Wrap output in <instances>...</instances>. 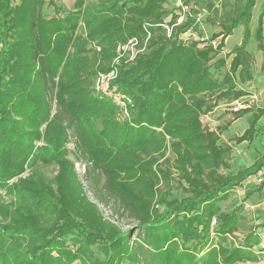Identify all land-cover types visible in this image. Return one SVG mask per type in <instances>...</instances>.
<instances>
[{
	"label": "trees",
	"instance_id": "16d2710c",
	"mask_svg": "<svg viewBox=\"0 0 264 264\" xmlns=\"http://www.w3.org/2000/svg\"><path fill=\"white\" fill-rule=\"evenodd\" d=\"M166 1L75 0L59 19L70 47L63 55L53 34L56 19L41 15L44 0H0V190L17 198L10 205L0 198V264H58L50 252L71 246L81 264L259 261L255 247L264 227L240 245L229 242L242 219L219 203L248 176L262 172L256 190L264 186V154L236 174L221 173L230 148L220 144L218 131L230 122L218 131L201 122L220 102L246 95L237 82L253 80L254 56L246 47L257 0H236L220 32L203 41L180 38L188 30L200 35L192 18L167 36L160 25L171 26L176 16ZM47 5L56 15L64 12L54 0ZM261 10L253 39L264 56V1ZM240 24L242 42L228 54V70L215 76L226 66L225 57L217 58L224 40ZM79 25L83 36L75 34ZM133 38L141 51L119 61L111 85L129 100L123 115L93 86ZM246 113L249 127L237 144L252 141L264 117V109L251 108L236 116ZM70 137L85 160V176L103 178L98 202L134 220L135 239L89 202L68 159ZM51 164L59 168L53 179L36 173ZM26 169L32 171L27 179L8 185ZM171 180L181 197L172 194Z\"/></svg>",
	"mask_w": 264,
	"mask_h": 264
},
{
	"label": "rangeland",
	"instance_id": "374dc122",
	"mask_svg": "<svg viewBox=\"0 0 264 264\" xmlns=\"http://www.w3.org/2000/svg\"><path fill=\"white\" fill-rule=\"evenodd\" d=\"M54 1L56 6L63 9L64 12H61L59 15L54 14L53 7L48 6L47 0H44L45 4L41 11V15L47 19H56L57 22L53 26V34L57 36V50L62 52L63 55H66V52L70 51V47L67 46V36L62 32L59 19L64 16L67 11L72 10L75 0ZM182 1L189 9V18L200 19L199 23H197L199 24L200 28V35H198V37H203L205 40L220 32L221 24L225 18V14L232 12L234 3L236 2V0ZM87 2H95V0H87ZM261 4L262 2L260 1L259 5ZM176 5L177 0H167L165 3L167 9L174 13L177 11ZM236 28L238 29H234L231 35L224 40L225 47L217 57H225L226 60V66L214 73L215 76L220 78L228 70V64L231 60V57H229L228 54L232 51V49L239 46L242 42L244 26L240 24ZM254 28V26L252 28L249 27L250 38L248 39L246 47V50L251 52L254 56V60L250 69L253 80L242 85L237 82V89H241L246 93V95L235 101H222L211 114L201 117L202 126L208 128L210 131H218L219 128L225 127L226 124L230 122V124L226 126V128L221 132L218 131L220 144L226 145L230 148V153L226 161L227 166L225 169L221 170V173L223 174H236L238 171L250 167L261 157V155L264 154V117L259 120L256 127V133L252 141H245L241 144L236 143V139L242 136L244 131L248 129L251 113L242 114V116L239 118H237L236 114H241L243 109H264V56L262 52L259 53L256 49V43L253 39ZM75 34L78 36H83L82 25H79ZM218 41L219 39H216L214 41V45L217 44ZM118 58H122V56H119ZM120 60L121 59L117 58L112 60L107 72L114 68L117 69ZM97 96L99 95L97 94ZM234 108H237L238 111L233 112ZM67 149L69 152L68 159L72 162L77 179L82 185L83 191L85 192L89 202L97 205L100 214H102V217L106 221L116 225L122 232L130 231L133 234V239H135L139 232L136 222L127 215L117 213L111 204H101L98 202L95 193L100 188L103 178H100L96 172L92 174L91 177L85 176L84 172L87 168L86 163L79 153L75 151L74 139L72 137H70V142L67 145ZM58 171V165L51 164L48 166H38L36 173L38 175H43L47 180H51L56 176ZM31 173L32 171L26 169L23 174L8 182V185L11 186L16 184L18 179H27ZM259 179L263 180L262 172L248 176L240 187L230 191L228 198L219 203L222 211H235L242 219L240 224V232L228 238V241L234 243L235 245H240L243 242L246 234L256 230L259 233V228L264 227V186L259 191L256 190L260 188L261 185ZM97 181H99V184H97ZM170 186L172 187L171 191L174 196H182L181 190L179 187H177L176 181L171 180ZM0 198L5 205H10L11 202L14 204L17 200L15 193H10L8 195L6 190H0ZM10 209L12 210V208ZM74 250L75 247L71 246L70 249L52 250L50 254L54 261L58 264H81L80 261L74 257ZM257 250V247H255V251ZM243 264H264V259L260 257L259 261L255 263Z\"/></svg>",
	"mask_w": 264,
	"mask_h": 264
},
{
	"label": "built area",
	"instance_id": "2783aa9c",
	"mask_svg": "<svg viewBox=\"0 0 264 264\" xmlns=\"http://www.w3.org/2000/svg\"><path fill=\"white\" fill-rule=\"evenodd\" d=\"M176 13H175V21L174 23L169 26L168 24H161L166 33L169 37L171 35L172 29L174 27L182 25L187 18H189V9L186 5H184L182 0H177L176 5ZM195 23H199V18H194ZM182 40L186 41L188 39H196L199 41L205 40L203 37H198V34L193 30H188L180 37ZM207 40V39H206ZM141 49H138V42L136 39H130L125 45L119 47L117 49V59H123L125 56L128 58L129 61H132L138 52H140ZM119 56H122V58H118ZM116 68L110 70L107 73H99L95 79L93 89L96 94H98L100 98L107 99L111 101L112 104L119 107L123 110V115H126V104L129 101L127 97L119 92H117L114 88L111 87L112 82L114 79H116ZM101 78V80H100ZM101 81V83H100ZM104 86V87H103ZM238 109L234 108L233 112H237ZM261 180L259 179V182ZM215 224V221L212 222V225ZM257 255H259L262 259H264V232L259 234V243L257 246Z\"/></svg>",
	"mask_w": 264,
	"mask_h": 264
},
{
	"label": "crops",
	"instance_id": "0c3cea01",
	"mask_svg": "<svg viewBox=\"0 0 264 264\" xmlns=\"http://www.w3.org/2000/svg\"><path fill=\"white\" fill-rule=\"evenodd\" d=\"M260 1L263 3L264 0H257L255 5H254V7H253V9H252V11H251V20H250V23H249V27H251V28L253 26L256 28L257 20H258V18L260 16V13L262 11L261 10L262 4L259 5ZM255 28H254V30H255ZM235 29H238V28H235ZM262 29H263V34L262 35H263V44H264V17L262 19ZM253 34H254V32H253ZM256 49H257V47H256ZM258 52L261 53L260 51H258Z\"/></svg>",
	"mask_w": 264,
	"mask_h": 264
}]
</instances>
